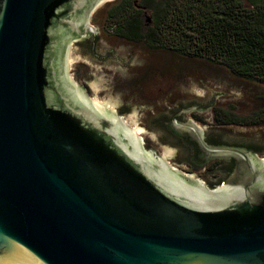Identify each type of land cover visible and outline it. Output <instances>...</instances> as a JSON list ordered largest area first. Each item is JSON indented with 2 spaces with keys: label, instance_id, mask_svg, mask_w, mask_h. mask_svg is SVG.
Wrapping results in <instances>:
<instances>
[{
  "label": "water",
  "instance_id": "water-1",
  "mask_svg": "<svg viewBox=\"0 0 264 264\" xmlns=\"http://www.w3.org/2000/svg\"><path fill=\"white\" fill-rule=\"evenodd\" d=\"M109 1L0 0V264H264V157L200 138L238 159L208 188L72 82Z\"/></svg>",
  "mask_w": 264,
  "mask_h": 264
},
{
  "label": "rangeland",
  "instance_id": "rangeland-1",
  "mask_svg": "<svg viewBox=\"0 0 264 264\" xmlns=\"http://www.w3.org/2000/svg\"><path fill=\"white\" fill-rule=\"evenodd\" d=\"M117 1L105 2L91 14L89 22L97 29L94 47L92 34L70 41L68 72L72 82L81 86L89 98L120 115L151 150L173 167L174 146L159 140L164 132L154 119L175 100L193 92L205 98L201 80L220 90L246 93V98H216L214 106L220 118L242 120L223 126L228 131L224 135L240 142L264 144V85L204 58L120 39L107 22L108 11ZM143 17L148 20L147 13ZM229 131L235 134L230 136Z\"/></svg>",
  "mask_w": 264,
  "mask_h": 264
},
{
  "label": "trees",
  "instance_id": "trees-1",
  "mask_svg": "<svg viewBox=\"0 0 264 264\" xmlns=\"http://www.w3.org/2000/svg\"><path fill=\"white\" fill-rule=\"evenodd\" d=\"M107 22L120 39L204 58L264 85V0H118Z\"/></svg>",
  "mask_w": 264,
  "mask_h": 264
},
{
  "label": "flooded vegetation",
  "instance_id": "flooded-vegetation-1",
  "mask_svg": "<svg viewBox=\"0 0 264 264\" xmlns=\"http://www.w3.org/2000/svg\"><path fill=\"white\" fill-rule=\"evenodd\" d=\"M96 34L90 37L93 47ZM216 97V94H212L209 99L204 100L200 94L193 92L185 96L184 101L171 106L167 110V116L158 121L164 132V138L161 137L159 140L174 146L172 153L175 156L172 159L176 162L174 167L186 175L199 179L208 188H215L228 181L237 168L238 159L232 155L208 154L202 148L200 138L209 146L242 148L251 152L255 158L264 157L263 143L240 142L224 135V131L226 133L228 131L223 129V126L236 122L233 117H219L214 106ZM229 133L230 136L235 134L232 131ZM182 162L186 165L181 164Z\"/></svg>",
  "mask_w": 264,
  "mask_h": 264
},
{
  "label": "bare ground",
  "instance_id": "bare-ground-1",
  "mask_svg": "<svg viewBox=\"0 0 264 264\" xmlns=\"http://www.w3.org/2000/svg\"><path fill=\"white\" fill-rule=\"evenodd\" d=\"M95 101H96V99H95ZM96 103H97V101H96ZM99 103V102H98ZM130 132H131V129H130ZM135 135V134H134Z\"/></svg>",
  "mask_w": 264,
  "mask_h": 264
}]
</instances>
